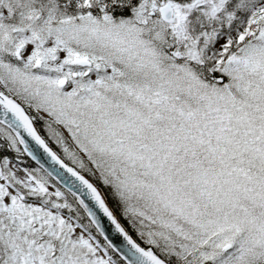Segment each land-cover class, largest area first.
Returning a JSON list of instances; mask_svg holds the SVG:
<instances>
[{"label":"snow or ice","instance_id":"snow-or-ice-1","mask_svg":"<svg viewBox=\"0 0 264 264\" xmlns=\"http://www.w3.org/2000/svg\"><path fill=\"white\" fill-rule=\"evenodd\" d=\"M0 264H264V0H0Z\"/></svg>","mask_w":264,"mask_h":264}]
</instances>
